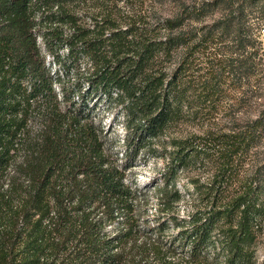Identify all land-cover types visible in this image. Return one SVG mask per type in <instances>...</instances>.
I'll return each instance as SVG.
<instances>
[{"label":"trees","instance_id":"trees-1","mask_svg":"<svg viewBox=\"0 0 264 264\" xmlns=\"http://www.w3.org/2000/svg\"><path fill=\"white\" fill-rule=\"evenodd\" d=\"M263 32L264 0H0V264H261Z\"/></svg>","mask_w":264,"mask_h":264},{"label":"rangeland","instance_id":"rangeland-1","mask_svg":"<svg viewBox=\"0 0 264 264\" xmlns=\"http://www.w3.org/2000/svg\"><path fill=\"white\" fill-rule=\"evenodd\" d=\"M262 37L264 38V32ZM41 45L43 51L48 54L49 52L46 49L43 40H41ZM60 53L63 54L66 53V51H64V48L60 49ZM47 56L49 57V55ZM96 100L99 103L95 113L97 119L103 121L105 128H108V130L111 131L112 136H114L115 138L123 137L125 132L123 122L125 118L123 116V108L120 105V103L116 102L113 103L111 106L105 99L99 100V97L93 99V101ZM124 161L125 159H123V162ZM162 166H163L162 160L152 157L150 158L138 157L136 159L129 161L130 170L128 174V179H129L128 181L129 183L138 186L144 191L148 190L149 192L148 196L150 198V203H151L150 209L152 213L154 212L158 195L156 190L154 189L151 190L149 188H154L157 182H161V180L157 179L156 177L159 176L160 169ZM179 186L181 187V185ZM189 206H190V198L186 194L185 198L180 202V212L184 213ZM152 213L150 214L151 219L153 217ZM259 256H260V262L262 264V261H264V235L262 236V234L259 242Z\"/></svg>","mask_w":264,"mask_h":264},{"label":"built area","instance_id":"built-area-1","mask_svg":"<svg viewBox=\"0 0 264 264\" xmlns=\"http://www.w3.org/2000/svg\"><path fill=\"white\" fill-rule=\"evenodd\" d=\"M40 40H41V38H40ZM64 51H68V48H65Z\"/></svg>","mask_w":264,"mask_h":264}]
</instances>
